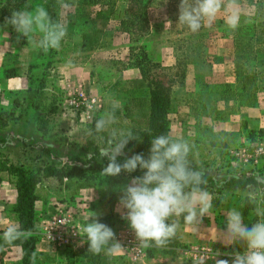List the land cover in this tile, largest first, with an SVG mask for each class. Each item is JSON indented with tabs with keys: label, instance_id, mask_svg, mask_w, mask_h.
<instances>
[{
	"label": "trees",
	"instance_id": "1",
	"mask_svg": "<svg viewBox=\"0 0 264 264\" xmlns=\"http://www.w3.org/2000/svg\"><path fill=\"white\" fill-rule=\"evenodd\" d=\"M115 1L76 0L74 2L73 0L69 2L75 5L73 10L65 13L68 22L67 27H70L71 32L65 36L58 49H50L44 52L28 42L23 36H20L18 40V33L11 26H5V19L11 16L12 11L20 10L25 4H28L30 5L29 11L32 8L43 6L54 20L60 21L61 8L63 7L61 0H0V44L4 46V43L8 41L14 48L13 51L5 50L4 73L9 76L18 73L17 71H22L24 59L27 56L30 58L26 68L30 82L25 93V99L28 100V103L43 108L45 115L56 112L57 97L53 94L50 96L44 94L48 68L56 62L73 58L76 60L87 59L95 52L99 53L100 50H104L101 45L102 30L97 24L101 20L108 19L109 15L115 12ZM125 1V11H118L116 14L118 20L116 30L129 35L128 60L122 61L118 55L111 57L106 55L103 58L91 59L95 67L94 72L99 79L105 81L110 92L123 102V114L116 118L119 129L131 130L140 137L139 140H130L126 145L124 155H122L124 160L134 154L141 153L147 158L151 139L160 134H168L167 111L170 107L171 88L170 83L164 84L159 76L163 74L172 80L182 81L186 73V65L180 61L174 71L161 67L159 63L160 50L166 45L181 50L183 43L181 34L185 30L190 31L186 25L178 23L177 16L162 20L160 23L150 22L147 17V5L150 0ZM1 2L3 3L1 4ZM66 2L63 0V4ZM100 2L104 6L103 9L95 7ZM260 3L264 4V2ZM168 23L170 25L166 26ZM238 32L240 35L252 36L255 41V49L251 53H242L236 57V84L216 80L194 83V89L187 93L185 105L197 123H200L202 117H210L215 122L225 121L236 113L241 106H256L258 103L257 92L264 90V21L256 22L248 16H242ZM39 38L40 34L36 32L33 39L39 40ZM25 47L28 48L29 53L24 59H21V50ZM126 69H137V72L127 75L124 80H120V72ZM10 115L11 111L0 110V126L7 124ZM102 115L104 114L96 115L91 122L86 124L84 130L87 135L83 143L68 141L66 136L55 139L57 143H67L69 148L76 151L64 163L52 161L33 166H27L23 163L15 164L10 161L5 153L0 151V172L7 173L17 191L14 203L8 207V213L11 218L18 222V227L26 232L24 238L11 245L4 244L1 235L0 247H19L22 264H52L56 254V252L49 250L40 251L37 247L40 240L38 223L48 206L55 202L49 201L48 194L41 193L42 188L39 186L43 179L52 177L58 181L67 180L74 184L73 189L76 190V195L81 187L87 186L94 189L96 194L88 211L83 212L77 204L70 201L69 203L84 214L83 224L86 223V217L91 215L92 211L97 214L101 223L111 227L115 222L112 213L113 206L119 202L122 187L128 184L129 177L143 175L144 170L139 169V167L132 173L122 172L116 177H107L101 173L103 168L107 166L108 159L99 157L98 149L105 146L110 130L95 137L90 130L94 129L95 120ZM44 117L40 124L47 123ZM199 127V136L194 139H187L194 146L191 154L194 158L190 159L189 157L192 166L193 162L197 161L195 159L196 153L199 155L211 150L217 151L219 161L229 162L234 159L228 151V148L235 144L231 133L216 129L213 126L201 127L199 124ZM242 129L248 139H264V128L249 130L246 124L242 123ZM89 153L93 154L91 159L88 157ZM124 160H118V162L123 163ZM94 163L98 165H94ZM205 179L207 181L205 187L213 194V189L217 188V180L212 175L206 174ZM227 182L242 189L251 182L254 183L249 177L242 181L236 176L231 177ZM235 204L236 209L242 211L244 217L254 216L250 220V224L255 221L254 205L248 203L246 197ZM220 249L230 250V248L225 247H220ZM87 250L88 243L85 241L79 251L71 248L61 251L71 253L69 257L74 262L70 261V264H125L123 257H101V253L93 254ZM155 252L164 253L152 249L149 256H154Z\"/></svg>",
	"mask_w": 264,
	"mask_h": 264
},
{
	"label": "crops",
	"instance_id": "2",
	"mask_svg": "<svg viewBox=\"0 0 264 264\" xmlns=\"http://www.w3.org/2000/svg\"><path fill=\"white\" fill-rule=\"evenodd\" d=\"M238 3L241 17L248 16L256 22L264 21V15H261L264 14V4L257 0H238ZM123 11L125 9L121 12ZM224 17L225 13L221 11L210 27L203 26L196 33L185 30L181 34L183 36L181 50L174 49L170 45H166L160 50L159 63L161 67L174 71L180 61L186 65V73L182 81L172 80L163 74L159 76L164 84L170 83L171 88L170 107L167 111L168 133L173 136H182L185 139H194L200 134L199 124L201 127L213 126L231 133L235 141V144L228 148L231 155L232 151L243 146H259L264 150V139H248L242 129V123H245L249 130L264 128V90L257 92L258 103L256 106H241L225 121L215 122L210 117H202L200 123H197L185 105L187 93L194 89V83L216 80L236 84V57L242 53H251L255 49L254 38L250 35H240L239 26L236 29H231L225 23ZM60 22L65 27L68 23L62 12L60 13ZM66 30L67 34L71 32L70 27H67ZM120 36L121 42L110 46L120 47L118 57L122 61H127L129 35L120 32ZM5 50V46L0 44V85L4 90L0 97V110L11 111V115L7 124L0 126V151L5 153L11 162L33 166L42 163V158L51 153L58 157L54 162L58 160V162L64 163L76 151L69 148L67 143H57L56 140L60 136H66L68 141L76 142L78 133L84 131L86 124L91 122L96 115L113 111V102L118 103L115 117L122 116V100L114 96L107 83L101 81L94 72L95 67L91 59L97 58L96 52L90 58L77 60L73 58L56 62L48 68L44 94L55 95L58 99V107L56 112L45 115L43 108H38L25 99V93L30 86L26 70L30 60L28 56L26 57L29 51L26 47L21 50L20 58L26 57L22 71L6 76L4 73ZM24 50H26L25 53ZM134 72H137V69L123 70L120 72L119 79L124 80L127 75ZM74 90L94 98L99 104L98 111L87 117L84 113L66 108L64 94ZM43 117L47 120L44 125L40 124ZM117 159L124 160L122 156ZM193 167L202 169L206 175H212L217 180V188L213 189L212 194L214 205L212 210L199 225H187L181 218L177 235L170 240L167 246L143 248L142 258L125 264H194L193 249L209 243L224 247L218 241L221 238L220 229L225 227L226 214L231 208H236V202H241L249 191L256 192L258 201L264 198L262 197L264 196V155L257 162H242L235 158L229 162H222L219 159L218 161L214 159L194 161ZM233 176L242 181L249 177L254 183L251 182L242 189L237 185L228 184L227 181ZM132 178L129 177V183ZM258 179L261 180L259 184L257 183ZM11 181L12 179L8 177L7 173L0 172V236L7 226L13 224L19 226L18 222L8 213L10 203L17 196L16 187ZM117 209L118 202L113 206L112 213L115 222L111 228L115 233L116 240L121 243L125 232L133 231L128 222L122 219V212ZM37 247L40 251L48 250L47 245L41 240ZM152 249L164 253L155 252L154 256H149ZM123 250L122 247L115 254L122 255ZM0 253V263L22 264L19 247H0Z\"/></svg>",
	"mask_w": 264,
	"mask_h": 264
},
{
	"label": "clouds",
	"instance_id": "3",
	"mask_svg": "<svg viewBox=\"0 0 264 264\" xmlns=\"http://www.w3.org/2000/svg\"><path fill=\"white\" fill-rule=\"evenodd\" d=\"M61 3L69 7L63 0ZM29 7L25 4L22 9L12 11L5 19V26H11L18 33V40L23 36L44 52L58 49L67 34L64 24L54 20L43 6L31 11ZM221 11L225 13V23L236 29L241 20L238 0H181L178 23L196 33L203 26L210 27ZM36 32L40 34L39 40L33 39ZM88 107L91 109L92 105ZM117 107L118 103L113 102V111L96 119L94 129L90 130L94 137L110 130L105 146L98 149L99 157L108 159L101 173L116 177L122 172L132 173L138 167L144 170L142 176L133 177L122 187L117 210L122 212V219L128 222L142 248L165 247L177 235L181 218L187 225L202 223L214 207L213 195L205 187L204 171L193 167L189 159L194 146L182 136L171 133L155 136L147 158L142 153L134 154L119 163L117 158L124 155L129 141L140 137L131 130L113 127ZM88 157L91 159L93 154L89 153ZM246 200L254 205L256 219L249 226L242 211L231 208L227 212L218 241L231 251L216 250L212 256L214 264H264V200L258 201L254 191L246 194ZM91 213L83 226L88 252L115 254L123 246L116 240L113 229L101 223L96 213ZM25 235L23 229L13 224L3 230L2 239L4 244L11 245ZM221 256L228 258H219ZM197 264H207V258L200 257Z\"/></svg>",
	"mask_w": 264,
	"mask_h": 264
},
{
	"label": "rangeland",
	"instance_id": "4",
	"mask_svg": "<svg viewBox=\"0 0 264 264\" xmlns=\"http://www.w3.org/2000/svg\"><path fill=\"white\" fill-rule=\"evenodd\" d=\"M6 1H9V0H6ZM66 1L67 2L65 4L69 5V7H62L61 8V12L64 15L69 10H73L75 8V5L73 3H69L73 0H66ZM75 1L76 0H74V2ZM257 1L264 2V0H257ZM180 2H181V0H150L148 5H147V17H148L149 21L152 23H160L162 20H165V19L168 20L170 17H175V16L179 17V4H180ZM95 7L96 8H102V9L104 8V6L102 5L101 2L96 4ZM125 8H126V1L125 0H116L115 6H114L115 12L113 14L109 15L108 19L101 20L98 22L97 26L102 30L101 45H102L104 50H100L99 53H97V57L103 58L106 55H109L110 57L115 56V55H119L120 47L116 48V47L110 46V45H114V43L118 44L121 42V36H120L121 31L116 30L118 27V23H117L118 20L116 18V14L118 11H122ZM168 25H170V24L169 23L166 24V26H168ZM66 29H67V25H66ZM114 35H115V37H113ZM4 46L8 50L9 49L11 51L14 50L13 46H11V44H9L8 41H6L4 43ZM26 49L28 51V48H26ZM25 51L26 50H24L23 52L25 53ZM113 127L119 129L117 122L115 123V125H113ZM86 135H87V132L85 130L79 132L78 136L76 138V141L83 143ZM79 154L83 155L81 153H79ZM34 155H36V154H34ZM38 156H41V155L38 154ZM191 158H194V157L191 155L190 159ZM56 159H58V157L54 156L50 153L48 156L45 155L42 158V161L43 162H45V161L46 162H52V161H55ZM195 159L197 161H201V160L207 161L209 159H214V160L218 161V154H217L216 150H213L211 152H202V154L200 153L199 155H198V153H196ZM56 162H58V160ZM94 165H98V164L94 163ZM128 184H129V182H128ZM73 186H74V184L69 183L67 180L58 181L55 178L49 177V178L43 179L39 188H42V190H41L42 194H45V195L48 194L49 195V201L51 200L53 202V201H58L61 199H62V201H66L68 203L70 201V202H73L74 204H77L83 212L88 211L90 208V203L94 200L93 197L96 194L94 192V189L87 187V186L81 187V188H79V191L76 195V190L74 191ZM11 203H14V201ZM239 205H241V204H239ZM244 218H245V223L250 224V220H252L254 218V216L248 215V216H245ZM83 245H81L78 248L73 249V250L79 251L80 248L83 247ZM209 245L213 249L220 250L221 252L231 251V249L230 250L229 249H220L219 246H216L214 244L209 243ZM240 250H243V249H240ZM70 254L71 253H69L68 251L56 252L55 256L53 257L54 261H52V264H70V261H71V259L69 257ZM100 255H101V257L102 256H110V257L120 256V257H123V261L125 263H128L129 261L130 262L133 261L131 259V256H128L125 252L122 255H120V254H108L106 251H102ZM219 258L227 259L228 257L221 256ZM0 259H1V257H0ZM71 262H74V261H71ZM0 264H3V263H0ZM194 264H197V263H194ZM207 264H214V261H212V258H210L207 261Z\"/></svg>",
	"mask_w": 264,
	"mask_h": 264
},
{
	"label": "built area",
	"instance_id": "5",
	"mask_svg": "<svg viewBox=\"0 0 264 264\" xmlns=\"http://www.w3.org/2000/svg\"><path fill=\"white\" fill-rule=\"evenodd\" d=\"M3 91V87L0 85V97ZM64 102L66 108L84 113L87 117H90L92 113L97 112L99 109V104L94 98L77 90L66 92ZM90 104L92 105L91 109L88 107ZM262 155H264V150L259 146H243L232 151V156L242 162H257ZM84 219V214L74 205L62 200L55 201L48 206L47 211L38 223L40 240L52 252L68 248L76 249L85 242ZM117 238L120 239V237ZM121 245L124 252L131 256L133 261L143 257L144 250L133 232H125L121 238ZM215 251L209 244L200 246L192 250V258L195 263L202 256L206 257L208 261Z\"/></svg>",
	"mask_w": 264,
	"mask_h": 264
}]
</instances>
